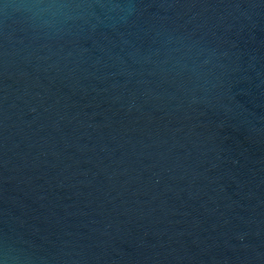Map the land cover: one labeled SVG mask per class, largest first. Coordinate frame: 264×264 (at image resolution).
<instances>
[{
  "label": "water",
  "instance_id": "obj_1",
  "mask_svg": "<svg viewBox=\"0 0 264 264\" xmlns=\"http://www.w3.org/2000/svg\"><path fill=\"white\" fill-rule=\"evenodd\" d=\"M0 264H264V0H0Z\"/></svg>",
  "mask_w": 264,
  "mask_h": 264
}]
</instances>
